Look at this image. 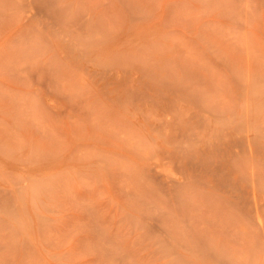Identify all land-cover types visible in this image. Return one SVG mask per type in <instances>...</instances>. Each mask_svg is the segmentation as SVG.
<instances>
[{
	"label": "rangeland",
	"instance_id": "obj_1",
	"mask_svg": "<svg viewBox=\"0 0 264 264\" xmlns=\"http://www.w3.org/2000/svg\"><path fill=\"white\" fill-rule=\"evenodd\" d=\"M0 264H264V0H0Z\"/></svg>",
	"mask_w": 264,
	"mask_h": 264
}]
</instances>
